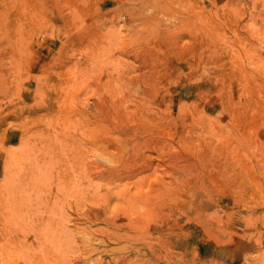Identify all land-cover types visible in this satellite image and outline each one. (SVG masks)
Instances as JSON below:
<instances>
[{"label": "rangeland", "instance_id": "374dc122", "mask_svg": "<svg viewBox=\"0 0 264 264\" xmlns=\"http://www.w3.org/2000/svg\"><path fill=\"white\" fill-rule=\"evenodd\" d=\"M22 144L26 264H264V0H0V264Z\"/></svg>", "mask_w": 264, "mask_h": 264}, {"label": "bare ground", "instance_id": "6f19581e", "mask_svg": "<svg viewBox=\"0 0 264 264\" xmlns=\"http://www.w3.org/2000/svg\"><path fill=\"white\" fill-rule=\"evenodd\" d=\"M154 8H158V6ZM155 12L157 11L155 10ZM24 146L25 145L22 144L16 149H14L13 147V149L8 148L7 151H5V159L3 160L4 165L2 169V181L4 180V185H9L8 192L10 193L9 196L4 200L6 201V203L3 202L5 206H8V211L7 214L2 218V220L4 224L3 230L7 233H5V247L9 254L10 260H15V262L16 260H20L23 264H26L28 254V214L26 196L21 192H24L26 181L28 178L29 172L26 167V163L28 162L27 154L29 153H26L28 151ZM18 165H21V167H17ZM28 165L29 164H27V166ZM21 184L23 186H21ZM151 252H153V250ZM163 258L166 259V257Z\"/></svg>", "mask_w": 264, "mask_h": 264}]
</instances>
